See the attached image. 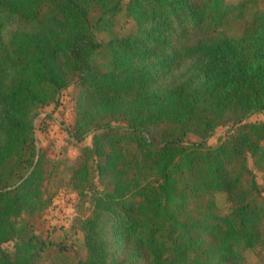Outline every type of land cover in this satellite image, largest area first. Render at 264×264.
Here are the masks:
<instances>
[{"label": "trees", "instance_id": "1", "mask_svg": "<svg viewBox=\"0 0 264 264\" xmlns=\"http://www.w3.org/2000/svg\"><path fill=\"white\" fill-rule=\"evenodd\" d=\"M124 1L0 0V264L48 252L35 231L58 168L36 148L34 119L70 89V136L92 135L71 175L79 264L264 254V195L248 165L264 170V121H246L264 112V0H127L136 31L118 37L110 19Z\"/></svg>", "mask_w": 264, "mask_h": 264}, {"label": "rangeland", "instance_id": "2", "mask_svg": "<svg viewBox=\"0 0 264 264\" xmlns=\"http://www.w3.org/2000/svg\"><path fill=\"white\" fill-rule=\"evenodd\" d=\"M226 4H236L240 0H224ZM127 0L122 4L119 13L111 17V31L118 37L135 33L134 21L126 15ZM102 43L109 38L107 30H96ZM71 89L60 96L58 103L40 109L34 119L36 148L44 152L47 158L56 164L58 171L50 182L52 205L41 218L36 235L46 243L48 252L42 257V264H79L86 257L82 234L71 230L74 207L77 196L71 186L72 169L76 166L79 151L84 146H91L92 135H88L80 144L70 136L72 125V104L70 102ZM247 122H263L264 112L250 116ZM230 127H219L207 140V144L215 146L220 139L226 137ZM199 139L189 136L187 143L198 142ZM250 169L255 174L257 183L262 188L264 195V170L256 168L251 159L248 161ZM218 211L225 215L230 211V203L224 193L215 196ZM5 250H13V242L3 245ZM247 264H264V254L258 249H247L244 252Z\"/></svg>", "mask_w": 264, "mask_h": 264}]
</instances>
